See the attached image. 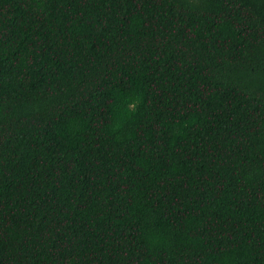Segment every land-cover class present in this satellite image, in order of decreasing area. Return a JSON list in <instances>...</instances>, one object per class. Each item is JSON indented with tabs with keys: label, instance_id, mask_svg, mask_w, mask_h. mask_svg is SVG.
I'll return each mask as SVG.
<instances>
[{
	"label": "trees",
	"instance_id": "obj_1",
	"mask_svg": "<svg viewBox=\"0 0 264 264\" xmlns=\"http://www.w3.org/2000/svg\"><path fill=\"white\" fill-rule=\"evenodd\" d=\"M0 264H264V0H0Z\"/></svg>",
	"mask_w": 264,
	"mask_h": 264
}]
</instances>
